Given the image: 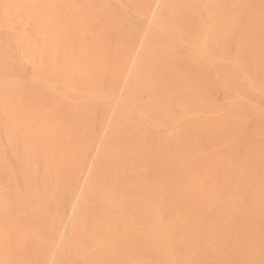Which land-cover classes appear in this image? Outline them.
<instances>
[{
	"label": "bare ground",
	"instance_id": "bare-ground-1",
	"mask_svg": "<svg viewBox=\"0 0 264 264\" xmlns=\"http://www.w3.org/2000/svg\"><path fill=\"white\" fill-rule=\"evenodd\" d=\"M0 264H264V0H0Z\"/></svg>",
	"mask_w": 264,
	"mask_h": 264
}]
</instances>
